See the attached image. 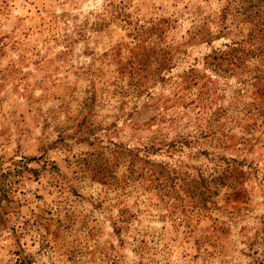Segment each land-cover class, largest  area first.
I'll return each instance as SVG.
<instances>
[{
	"label": "rangeland",
	"instance_id": "rangeland-1",
	"mask_svg": "<svg viewBox=\"0 0 264 264\" xmlns=\"http://www.w3.org/2000/svg\"><path fill=\"white\" fill-rule=\"evenodd\" d=\"M264 264V0H0V264Z\"/></svg>",
	"mask_w": 264,
	"mask_h": 264
},
{
	"label": "built area",
	"instance_id": "built-area-1",
	"mask_svg": "<svg viewBox=\"0 0 264 264\" xmlns=\"http://www.w3.org/2000/svg\"><path fill=\"white\" fill-rule=\"evenodd\" d=\"M31 264H51L49 260H33Z\"/></svg>",
	"mask_w": 264,
	"mask_h": 264
}]
</instances>
